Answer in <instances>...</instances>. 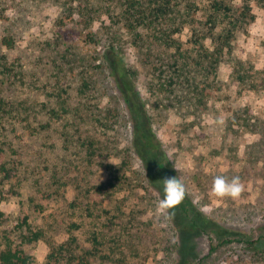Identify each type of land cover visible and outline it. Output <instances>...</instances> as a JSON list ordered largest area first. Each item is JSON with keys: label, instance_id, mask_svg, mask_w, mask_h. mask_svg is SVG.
<instances>
[{"label": "rangeland", "instance_id": "1", "mask_svg": "<svg viewBox=\"0 0 264 264\" xmlns=\"http://www.w3.org/2000/svg\"><path fill=\"white\" fill-rule=\"evenodd\" d=\"M228 1L234 5L244 4V0L241 3L240 0ZM245 1L252 6L255 19L236 32L232 43L233 60L218 70L222 91L217 94L215 105L196 122L191 117L177 115L172 109L160 113L155 107L157 100L150 93V75L141 67L127 39L118 43L117 51L137 70L136 86L151 114L154 132L170 163L178 169L179 179L186 185L192 201L225 228L242 232L253 241L262 233L264 225V73L259 74L258 87L253 90L238 84L235 75H229V65L233 63L234 73L240 69L249 74L252 69H264V0ZM77 2L0 0V39L3 34L16 38L17 49L10 54L20 57L22 63L20 81L0 82V96L5 103L0 119V148L5 150L2 162L17 172V177L10 182L0 173L3 228L11 231L28 217L33 225L49 228L58 244L66 236L56 217L63 211L64 199L69 201L74 196V188L79 185L74 179L105 181L103 171L96 165L85 170L80 152L75 155L71 150V157L68 152H61V133L68 129V133L73 134L74 124L71 120L55 121L47 117L50 113L42 108L43 102L53 101L52 94L57 89L52 88L61 83L67 89V94H62L65 103L51 102L61 115H71L70 112L78 110L82 104L85 109L95 108L90 102L91 96L82 98L80 89L83 63L87 59L93 63L97 49L83 42L89 35L88 28L73 21L62 24L60 20L64 5L74 6ZM199 15H205L203 8ZM100 19L93 24L97 34L104 31ZM102 94L101 107L107 104L114 107L121 102L111 96L110 91ZM237 109H245L253 116L258 125L255 133L231 128L232 120L238 116ZM221 117L223 124L216 122ZM120 125L117 141L97 136L101 140L97 151L101 158L111 152L119 157L125 148L131 147L133 134L127 116ZM69 159L73 162L68 164L67 175H62L60 164ZM145 171L143 162L134 154L128 166L131 184L127 192L114 191L120 198L124 195L128 202V243L123 255L113 254L106 262L99 258L95 264H264V254H259L252 244L235 241L220 245L216 238L211 242L205 234L173 227L168 218L157 213L156 203L161 196L147 189L143 180ZM218 175L229 179L239 176L245 185L242 196L237 200L213 197L210 190ZM56 176L67 183L62 196V190L55 191L62 184L55 180ZM155 177L162 189V179L159 175ZM31 252V264H45L49 246L40 240L32 246Z\"/></svg>", "mask_w": 264, "mask_h": 264}, {"label": "trees", "instance_id": "2", "mask_svg": "<svg viewBox=\"0 0 264 264\" xmlns=\"http://www.w3.org/2000/svg\"><path fill=\"white\" fill-rule=\"evenodd\" d=\"M75 1L78 2L74 6L64 5L60 20L62 24L73 21L88 28L89 35L83 42L97 49L94 62L90 63L87 59L83 63L80 89L82 98L91 96L90 102L95 108L85 109L80 103L82 107L74 109L71 115L57 112L51 102L65 103L62 94H67V89L62 83L52 88L57 89L52 94L53 101L43 102L42 108L50 113L47 117L60 123L71 120L74 124L73 134H69L68 129L61 133V152L65 154L66 151L69 156L71 150L75 155L80 152L85 170L96 165L103 171L105 181L98 183L94 179H82L79 182L74 179L79 184L74 188V196L69 201L64 199L63 211L56 217L57 222L63 225L66 236L59 244L49 228L33 225L28 217L15 229L5 231V216L0 207V264H31L32 246L40 240L46 241L49 246L45 264H95L99 258L106 262L113 254L123 255L128 243V202L124 195L120 198L114 191L127 192L131 184L128 180L130 158L134 154L140 158L146 169L143 180L147 189L160 194L161 198L163 188L156 184L155 176L159 175L162 180L170 176L179 179V171L170 163L154 132L151 114L136 86L137 70L118 53V43L127 39L137 53L141 67L150 75V93L157 100L155 107L159 108V112L172 109L177 115L191 117L196 122L215 105L217 94L222 91L223 83L217 78L218 70L233 60L232 43L236 32L255 19L252 6L245 0L242 6L228 0ZM202 8L205 15H199ZM100 17L104 35L97 34L93 27ZM0 48L3 49L0 52V82L20 81L21 58L10 54L17 49L16 38L12 34H3ZM232 67L233 63L229 65V75H235L238 84L253 90L258 87L257 79L264 69H252L249 74L245 69L234 73ZM109 91L121 102L114 107L109 104L101 107L102 93ZM4 105L0 96V119ZM65 112L68 113L67 110ZM237 113L231 128L237 132L250 130L255 133L258 125L253 116L248 115L245 109H237ZM126 116L133 134L131 147L125 148L119 157L111 152L101 158L97 153L101 140L97 136L117 141L122 129L120 122ZM4 151L0 148V173L4 180L10 182L17 177V172L2 162ZM71 162L73 160L69 159L60 164L62 175H67ZM55 180L62 183L57 176ZM66 186L63 181L55 191L62 190V196ZM2 196L0 191V205ZM125 196L128 198V195ZM174 211L175 216L168 220L179 231L205 234L211 242L216 238L220 245L235 241L249 246L252 244L259 254H264V225L262 233L252 241L246 234L229 230L206 215L195 205L188 192ZM211 249H215L212 243Z\"/></svg>", "mask_w": 264, "mask_h": 264}, {"label": "clouds", "instance_id": "3", "mask_svg": "<svg viewBox=\"0 0 264 264\" xmlns=\"http://www.w3.org/2000/svg\"><path fill=\"white\" fill-rule=\"evenodd\" d=\"M223 124V118L216 121ZM163 197L156 203V211L168 219L175 216L177 208L187 196L186 185L177 176L165 177L163 180ZM211 195L217 199H239L245 191V185L239 176L230 179L224 175L215 176L211 186Z\"/></svg>", "mask_w": 264, "mask_h": 264}]
</instances>
